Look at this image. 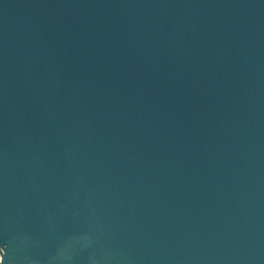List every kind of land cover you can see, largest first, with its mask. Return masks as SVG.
Wrapping results in <instances>:
<instances>
[{
    "label": "water",
    "instance_id": "95a60500",
    "mask_svg": "<svg viewBox=\"0 0 264 264\" xmlns=\"http://www.w3.org/2000/svg\"><path fill=\"white\" fill-rule=\"evenodd\" d=\"M0 264H264V0H0Z\"/></svg>",
    "mask_w": 264,
    "mask_h": 264
}]
</instances>
